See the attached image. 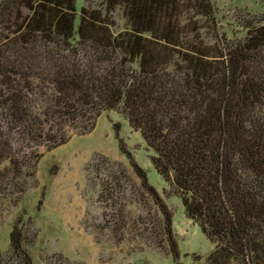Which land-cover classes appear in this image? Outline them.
Here are the masks:
<instances>
[{
	"label": "trees",
	"instance_id": "1",
	"mask_svg": "<svg viewBox=\"0 0 264 264\" xmlns=\"http://www.w3.org/2000/svg\"><path fill=\"white\" fill-rule=\"evenodd\" d=\"M244 26L223 36L212 0H1L0 198L17 202L44 153L112 110L214 244L203 264H264V15ZM137 172L176 258L172 214ZM36 237L20 214L0 264H33Z\"/></svg>",
	"mask_w": 264,
	"mask_h": 264
},
{
	"label": "rangeland",
	"instance_id": "2",
	"mask_svg": "<svg viewBox=\"0 0 264 264\" xmlns=\"http://www.w3.org/2000/svg\"><path fill=\"white\" fill-rule=\"evenodd\" d=\"M212 1L219 31L227 38L242 37L245 22L264 15V0ZM103 3L76 0L78 10ZM111 17L118 30L125 28L120 10ZM152 154L123 116L103 112L91 132L72 134L44 153L17 202L0 198L1 251L8 253L12 225L24 214L37 230L28 246L33 264H203L214 244L186 216L178 197L165 196L168 185L154 169ZM137 169L172 214L176 258L167 253L163 218L141 186ZM120 217L126 222L122 234L116 230Z\"/></svg>",
	"mask_w": 264,
	"mask_h": 264
}]
</instances>
